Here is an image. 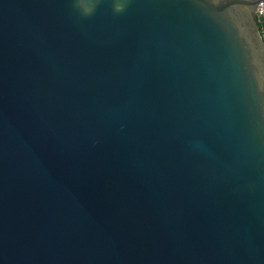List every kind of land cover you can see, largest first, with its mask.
<instances>
[{"label": "water", "instance_id": "water-1", "mask_svg": "<svg viewBox=\"0 0 264 264\" xmlns=\"http://www.w3.org/2000/svg\"><path fill=\"white\" fill-rule=\"evenodd\" d=\"M259 1L0 0V264H264Z\"/></svg>", "mask_w": 264, "mask_h": 264}, {"label": "built area", "instance_id": "built-area-1", "mask_svg": "<svg viewBox=\"0 0 264 264\" xmlns=\"http://www.w3.org/2000/svg\"><path fill=\"white\" fill-rule=\"evenodd\" d=\"M257 24L261 25V29H259V32L262 36V39L264 41V0H260L257 4V8L255 11Z\"/></svg>", "mask_w": 264, "mask_h": 264}, {"label": "clouds", "instance_id": "clouds-1", "mask_svg": "<svg viewBox=\"0 0 264 264\" xmlns=\"http://www.w3.org/2000/svg\"><path fill=\"white\" fill-rule=\"evenodd\" d=\"M124 3L123 2H118V3H116V5H115V10L117 11V12H120V11H123L124 10ZM86 11H90V10H86Z\"/></svg>", "mask_w": 264, "mask_h": 264}, {"label": "trees", "instance_id": "trees-1", "mask_svg": "<svg viewBox=\"0 0 264 264\" xmlns=\"http://www.w3.org/2000/svg\"><path fill=\"white\" fill-rule=\"evenodd\" d=\"M258 28L261 29V25L260 24H258Z\"/></svg>", "mask_w": 264, "mask_h": 264}]
</instances>
